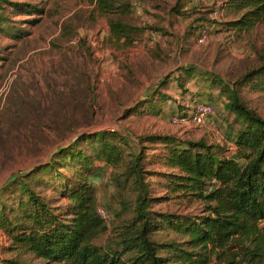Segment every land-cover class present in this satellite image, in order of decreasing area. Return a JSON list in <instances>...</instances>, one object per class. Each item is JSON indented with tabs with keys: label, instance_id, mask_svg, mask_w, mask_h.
Segmentation results:
<instances>
[{
	"label": "rangeland",
	"instance_id": "1",
	"mask_svg": "<svg viewBox=\"0 0 264 264\" xmlns=\"http://www.w3.org/2000/svg\"><path fill=\"white\" fill-rule=\"evenodd\" d=\"M11 1L30 2L43 12L11 13L30 33L13 42L0 60V190L14 177L24 178L33 168L54 160L59 149L72 143L90 153V145L79 141V136L104 129L129 136L130 147L136 151L140 149L138 137L169 134L180 140L204 139L233 154L239 123L226 109L228 99L221 91L222 83L209 86L213 77L233 86L264 118V90L253 82H239L248 71L264 65V14L253 25L239 28L232 23L250 8L238 10L233 0H220L222 14L218 18L211 13L212 0H114L111 12L102 11L98 0ZM124 5L128 8L122 11ZM34 18L38 21H28ZM111 18L157 30L146 28L143 33L119 39L111 33ZM204 28L211 36L201 43L198 37ZM7 41L0 36V45ZM180 67L198 70L183 86L173 78L181 73ZM168 77L163 92L171 98L161 104L160 114L126 113ZM199 101L214 105V114L200 125L189 120ZM171 117L185 121L172 122ZM143 145L149 157L162 149L161 145L153 149L155 145L149 142ZM131 151L128 149L129 156L116 167L97 158L87 169L80 168L76 160L60 167L63 160L55 158L58 171L53 175L38 174L27 180L62 212L69 202L62 193L67 189L65 182L74 185L79 173L86 172L96 206L107 215V229L95 242L106 244L126 230L136 216L135 191L122 174ZM144 163L149 195L158 198L150 209L202 212V203L190 201L179 191L171 192L168 180L156 175L171 171L162 156L144 158ZM59 176L63 177L60 189ZM8 204L15 206L16 202ZM156 238L167 241L177 236L165 227ZM13 257L40 263V259L13 248L9 235L0 229V259ZM209 264L224 263L213 260Z\"/></svg>",
	"mask_w": 264,
	"mask_h": 264
},
{
	"label": "trees",
	"instance_id": "2",
	"mask_svg": "<svg viewBox=\"0 0 264 264\" xmlns=\"http://www.w3.org/2000/svg\"><path fill=\"white\" fill-rule=\"evenodd\" d=\"M101 10L111 12L114 0H98ZM238 10L249 11L232 23L242 28L253 25L264 14V0H233ZM128 5L123 6V10ZM43 10L26 1L0 0V36L10 41L0 45V60L13 42L30 32L15 16L39 14ZM35 23L38 19H30ZM113 36L121 39L143 33L146 28L110 19ZM12 42V43H10ZM194 67H180L175 80L179 86L194 77ZM182 74V75H181ZM169 78L162 79L141 103L128 107L126 113L160 114L161 104L171 97L163 92ZM209 80L208 76L206 77ZM222 85L227 96L226 109L239 123L233 139L236 151L228 154L220 144L204 139L180 140L169 134H150L138 137L139 150L130 147L129 136L117 130H98L80 135L78 140L90 145V153L78 148V143L59 149L55 158L63 160L60 167L77 161L80 168H90L91 160L106 161L120 166L129 156L122 174L124 182L135 191L136 216L132 224L106 244L95 241L106 231V220L98 213L96 197L86 172L81 171L74 185L65 182L62 193L69 202L64 211L50 205L31 186L29 181L38 174L53 175L58 171L55 158L24 178L14 177L11 184L0 190V229L6 231L12 246L20 252L40 259L39 264H209L217 260L224 264H264V118L251 109L230 84L213 77ZM253 82L264 90V65L248 71L239 81ZM162 88V90L160 89ZM183 116V115H182ZM144 142L161 145V152L150 156L163 157L171 171L156 175L168 180L171 192H180L190 201L203 204L201 213L179 214L150 209L158 198L149 195L146 181ZM151 162V161H150ZM29 181H28V180ZM63 177H58V188ZM71 185V187H70ZM13 197V198H12ZM16 202L13 206L8 202ZM165 227L177 238L160 241L156 233ZM0 264H34L19 257L0 259Z\"/></svg>",
	"mask_w": 264,
	"mask_h": 264
},
{
	"label": "built area",
	"instance_id": "3",
	"mask_svg": "<svg viewBox=\"0 0 264 264\" xmlns=\"http://www.w3.org/2000/svg\"><path fill=\"white\" fill-rule=\"evenodd\" d=\"M212 15L218 18L222 14V2L220 0H212ZM211 36L210 31L206 28L202 29L199 33L198 41L201 43L206 42ZM212 114H214V105L208 101H199L194 104V107L189 116V120L194 124H203ZM185 121V119H179L178 117H171L172 122ZM98 213L104 219L107 218L106 212L103 209L98 208Z\"/></svg>",
	"mask_w": 264,
	"mask_h": 264
}]
</instances>
